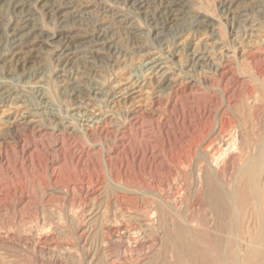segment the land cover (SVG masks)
Instances as JSON below:
<instances>
[{
	"label": "rangeland",
	"instance_id": "obj_1",
	"mask_svg": "<svg viewBox=\"0 0 264 264\" xmlns=\"http://www.w3.org/2000/svg\"><path fill=\"white\" fill-rule=\"evenodd\" d=\"M261 151L264 0H0V264H170L181 224L212 252L207 182Z\"/></svg>",
	"mask_w": 264,
	"mask_h": 264
},
{
	"label": "bare ground",
	"instance_id": "obj_2",
	"mask_svg": "<svg viewBox=\"0 0 264 264\" xmlns=\"http://www.w3.org/2000/svg\"><path fill=\"white\" fill-rule=\"evenodd\" d=\"M171 4H174V3H171ZM170 11H173V9ZM239 134H240L239 130H236V129L233 130L232 132H228V134L221 133L220 135H222L221 136L222 140L217 145V147L215 146L216 147L215 152L211 156L209 155V157L203 158V161L200 167L202 169L213 168L217 171L220 168V165L222 164V162L228 157V154H231L232 152H236L235 151V149L237 148L236 146H233V149L231 148L232 150H228L227 146L229 144L231 145L232 142H235L236 144L238 142V139H240ZM226 136H229V137H226ZM213 144L209 143L207 147L212 148ZM262 153L263 151H261L260 154H258L256 157H253V155L251 156V158L247 162L248 163L247 166L244 167V171H242L243 172L242 176L240 177L236 176L239 178L236 179V181H234L231 184L230 189L227 190L225 189L226 187L224 188L222 185L212 180H209L207 182V186H208L207 188L209 190L208 197L210 198V207L212 208V214L214 215L213 217L216 219L213 228L222 234L220 235V237L218 236L215 239V242H216L215 245L212 242V244L216 247L215 250H213L212 252H209L208 250L210 249L207 248L208 249L207 250L204 247H202L200 244H198V243H203L205 240L202 241L200 239L202 242L193 243V241H190L189 238H186L185 233H184L185 232L184 227L181 226L182 224L176 225V229L178 233L177 235L179 238L181 237L180 239L182 240V242L184 241L186 245L184 244L181 246L183 247L181 249V252L177 251L176 255L173 256L174 258L170 264H264V249H263L264 247V207H262V205L264 204V198L262 195V184L259 179L260 177L259 175L261 174L260 172H261L263 162H264ZM240 159H242V156L240 157ZM168 200H169L168 197L165 196L164 193L161 192L160 201H165L167 204L169 202ZM169 212H170V209H169ZM153 217L152 219H150L152 220L151 221L152 223L155 222ZM248 217H250L251 219L252 218L254 219V221H252L254 222V229H255L254 231L247 230L246 228V219ZM186 221L188 222V226H190V222L188 220ZM148 227L149 226H147V229L150 228ZM144 231L146 232V230ZM247 231H250L253 233V236H250L249 239L245 235ZM198 232H201V231L199 230ZM206 232H209V231H206ZM196 235L198 236V234ZM197 238H199V236ZM174 241L176 240L174 239ZM207 242L209 243V241ZM133 243L134 244L139 243V238H132L130 240V244H133ZM177 244L175 243L176 246ZM113 264H117V263H113Z\"/></svg>",
	"mask_w": 264,
	"mask_h": 264
}]
</instances>
